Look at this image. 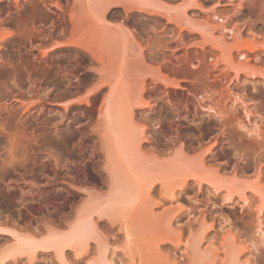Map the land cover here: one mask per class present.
<instances>
[{
    "label": "rangeland",
    "instance_id": "1",
    "mask_svg": "<svg viewBox=\"0 0 264 264\" xmlns=\"http://www.w3.org/2000/svg\"><path fill=\"white\" fill-rule=\"evenodd\" d=\"M100 1L0 0V225L65 231L110 197L117 160L103 114L116 90L133 111L136 165L156 180L149 189L144 181L131 210L141 248L133 260L119 222L95 214L94 243L68 250L67 264H101L99 242L115 264H222L230 252L264 264V0H150L184 14L181 30L123 5L100 17ZM2 234L0 247L12 242ZM190 234L202 240L196 247L193 237L196 252Z\"/></svg>",
    "mask_w": 264,
    "mask_h": 264
},
{
    "label": "bare ground",
    "instance_id": "2",
    "mask_svg": "<svg viewBox=\"0 0 264 264\" xmlns=\"http://www.w3.org/2000/svg\"><path fill=\"white\" fill-rule=\"evenodd\" d=\"M195 1H197V0H194L193 2H195ZM99 3H100L99 5L97 4L98 10L97 9L96 10L97 11H101L102 15H100V17H104V15H109L110 12H111L110 10L112 8H117L120 5H123L122 7L125 8V10L127 11V13H129V11H131V9L133 10V8H135L134 10H137L139 12H145V13H147L150 16L159 15V16L165 18L168 21V23L176 24L180 28V30L182 29V27L184 28V23L183 22L185 21V18L183 17V15H184L183 13H182L183 15H181V16L179 15L180 17L179 16H176L171 11L163 9L162 7L154 4L150 0H124V1L123 0H104V1L101 0ZM111 14H112L111 16H113V17H116V15H118L116 13H111ZM72 18H74V17H72ZM214 18H219V17H217V15H214ZM219 19L223 23V26L222 27L225 30L224 32H229V31L231 32L232 30L227 27V24L229 22V19L228 18H226V19L219 18ZM139 20H141V18ZM186 21H187V19H186ZM75 22H76V20H75ZM121 22H123V20ZM72 23H73V26H74L75 25L74 21ZM73 30H75V29L73 28ZM76 30H77V28H76ZM130 33L133 34V31L131 30ZM74 41L75 40H73V43H74ZM161 41H163V40H161ZM158 43H160V41ZM62 44H64V43H62ZM74 44H72V45H74ZM81 44L79 43L77 45L79 46ZM163 44H164V42H163ZM67 45H69V44L67 43ZM81 46H83L85 49L89 50V52L91 51L92 54L95 55L94 52L92 51V48L91 47H87L88 46L87 44H86V47H85V44L84 45L82 44ZM164 47H165V45H164ZM159 48H162V47H159ZM239 48L241 50H250V51L255 50V47L254 46L249 45L247 43H242ZM247 54L246 53L241 54L240 60L247 59ZM173 56H175V59H176L175 61L176 62H180L181 61L180 58H179V55L178 56L177 55H173ZM187 56H183V57H185L184 59L187 60ZM247 60H249V58ZM183 61H185V60H183ZM182 63H184V62H182ZM192 67H193L192 69H197V66L196 65H193L192 64ZM190 71H191V69H190ZM15 81H13V82H15ZM177 82H175L176 84L175 83L174 84L171 83L170 86H173V87L180 86L179 83L177 84ZM6 84H7V82H6ZM188 91H189L188 93L191 95L192 92L190 90H188ZM202 97H204V96H202ZM198 98L199 99H202L201 98V95ZM198 98H196V99H198ZM197 102H198V100H197ZM105 105L106 106H105V111H104L103 116H104L105 124H106L105 125L106 126V129H105L106 132H105V134L106 135L104 136V138H105L106 142H108L106 144L107 145V151L109 150L108 152H110V154L114 153V157H112V158L109 157L110 156L109 153H108L109 154L108 157H109V160L111 159L110 160V163L112 162V159H113L114 162L117 160L116 163L113 164V166H112V168L110 170V171H112L111 172V175L113 176V180H112V182H113L112 183L113 184L112 187L113 188H112V191H111L112 194L109 195L110 197L108 196L109 198H107L104 201V203L103 202H100V203H103L101 205H98V203L95 205V203H94L93 206L91 205L92 207L91 206H88V207L83 208L84 210L81 209V211H83V213H84L82 215L83 217H80V215H81L80 213H82L80 211L79 216H78L79 219L77 217V219H76L77 221L75 220L76 222L75 223H72L71 227L68 230H65V231H61L60 232V231H56V230L53 229V230H49V232L47 234H45V235L42 234L43 236H41V237H38V236L36 237V236H32V235L21 234L16 229H14V228L13 229H11V228H5V227H2L0 225V233L4 232V234H5V232H6V234H8L10 237H12V242L9 245L5 246L3 249L0 250V264H7L8 263L7 261L9 259H14V258L18 257L19 255H24V254L27 255L28 257H30L32 259L37 254L38 250H41V249L42 250H46L48 252H54L55 253V256L57 257V260L60 262V264H67V262L65 261V253L68 250L69 251L70 250L74 251L76 253V255H81L85 251V249L90 245V241L93 240V239L95 240V238H94V233L96 232V222H95V219H94L95 218L94 217L95 214H97V217H105V218L109 219L110 221L112 219V222L114 220H116L115 222H119V224L121 225V226L119 225L120 228L122 227L123 230H124L122 232L123 233H126V236L125 235L124 236L126 237L125 239H128V243L125 241L127 245H124V246H126V248H129L130 249L131 258L132 257L134 258V254L135 253L133 254V252H134L135 248L136 249L138 248L135 252H137L139 250V248H141V247H138L137 246V245H139L141 243V241H140L139 244H136V246L134 248V244H135V242H137L136 240H138V238L140 237V236L138 237V234L141 235L139 232H137V229H138V231H141V233H142V230L143 229L140 230V228H138L140 226H139L138 222H136L135 219L132 218L133 211H131V210H134L133 207H135L134 205L137 203L138 196H140V193L142 192L141 190H143L141 188L144 186V181H147V184L146 185L148 187L146 186V188L149 189L151 186H153V184L155 183L156 180H155V178L149 179L148 177L144 176L143 173L140 172V168L136 165V162H135V160L133 158V154L131 153V141H132V139L128 138V136H127V125L129 124L130 119H131V114L133 113L132 108L129 105H126V103H124L122 97L116 93V90L113 91V92H111L110 95L107 97L106 104ZM12 114H14V113H12ZM249 114H247V115L249 116ZM13 119H14V117H13ZM1 120H2V118H1ZM8 120H9V118H8ZM2 122H3V125H4V121H2ZM9 125H11V124L9 123ZM0 127H2V126H0ZM243 128H247V125L246 124L243 125ZM2 129L0 128V130H2ZM249 129L251 131L252 128L250 127ZM8 131H10V129ZM8 136H9V134L7 135V137ZM15 136L16 135H13V139H16ZM132 143H133V141H132ZM4 147H5V145L3 146V148ZM111 150L113 151L112 153H111ZM8 152H11V151H8ZM111 156H113V154ZM12 161L13 160H11V162ZM2 166H3V163H2ZM6 166H7V164H6ZM122 166H123V168H122ZM120 167L124 170L123 172H125V176H124L123 172L122 173H119L120 172V170H119ZM188 175H187V173L184 174L183 175L184 176V179H187L186 176H188ZM147 179H149V180H147ZM182 180H183V178H182ZM259 192L260 191H258V193ZM227 199H230V200L232 199V192H231V194L229 192V195H228ZM243 201H245V204L249 203L248 199L246 197H244V195H243ZM131 212H132V214H131ZM132 219H133V221L136 222V224H138V226L134 224L135 222L134 223L132 222ZM204 221H205V219H204ZM136 227H137V229H136ZM174 230H176V229H174ZM224 230H225V228H224ZM174 233H175V231H174ZM174 233H171V234H174ZM256 233L259 236H261L260 238H263L264 237V227L263 226H258ZM171 234L169 233V236ZM190 236H191V234H190ZM174 237L176 238L177 236L170 237V241H171V238L173 239ZM193 237L190 238V239H188V241L186 242V247H188V246L190 247L192 244H195L194 243L195 241L194 242L192 241L193 240ZM195 237H198V236H195ZM164 238L166 239L167 236L164 237ZM180 238H179V242L181 240ZM197 240L198 241H202V240H200V236H199L198 239H196V247L198 245V243H197L198 241ZM159 241L157 243H159ZM177 241L178 240H176V242ZM138 242H139V240H138ZM98 245H99V248H98L99 249L98 250L99 251V254L98 255H99V259H100L101 264H115L114 261H112V259H109L107 257L108 247H106V245L100 244V242L98 243ZM192 246H194V245H192ZM199 246H201V245H199ZM248 247H251V245L250 246L248 245ZM248 247H246L245 250H248ZM253 247H254V250H255L256 245L252 242V249H253ZM155 248L156 249H154V250L157 253V249L159 248V246L158 247H155ZM191 248L192 247H190V250H191ZM193 248H192V250H193ZM199 248H196V249L198 250ZM196 249H194L195 252H196ZM185 251H188V253L187 252L186 253L187 254H190L188 248ZM193 251H191V252L193 253ZM251 251L250 250L247 251L248 254H252ZM127 252H129V251H127ZM145 252H144V254H145ZM138 253L139 252H137L136 255ZM197 254L200 255V252L199 253L197 252ZM235 254L236 255H234L231 252H230V254L228 253L226 259L224 258V261L225 260H227V261L223 262L222 264H240V263L241 264H244L242 262H238L237 253H235ZM155 255L156 254H154V257H157ZM250 256H252V255H249V257ZM197 257H201V255L200 256H197ZM249 257H248V259H250ZM135 258H136V256H135ZM135 258L133 260H135ZM193 258H194L195 261L194 260H192V261L197 262L196 261V258L194 256H193ZM198 259H200V258H198ZM202 260H204V256L201 257V261L199 260L198 262L200 263V262H202ZM204 261L202 262V264L205 263ZM251 261L252 260H250V262ZM147 262L149 263V261H147ZM194 262H192V263H194ZM146 263H143V264H146ZM137 264H138V262H137ZM196 264H198V263H196ZM206 264H207V262H206Z\"/></svg>",
    "mask_w": 264,
    "mask_h": 264
},
{
    "label": "crops",
    "instance_id": "3",
    "mask_svg": "<svg viewBox=\"0 0 264 264\" xmlns=\"http://www.w3.org/2000/svg\"><path fill=\"white\" fill-rule=\"evenodd\" d=\"M172 159H170L169 161H172ZM101 218H104V217H101ZM1 226L7 227V228H14L23 234L34 235L36 237L37 236L41 237V236L46 234L45 231H42V233H35V231L33 229H31L27 226H15L13 224L12 225L11 224H2ZM2 235L8 236L6 233L4 234V232ZM90 242L94 243L93 241H90ZM6 245H9V243L3 245L2 247H0V249ZM92 246L95 247L94 245H92ZM67 254H69V251H67V253H66V260H68ZM78 257H80V256H78ZM7 262H8L7 264H59L54 253L48 252V251L42 250V249L38 250L37 254L32 259L24 254V255H19L18 257L14 258V259H9Z\"/></svg>",
    "mask_w": 264,
    "mask_h": 264
}]
</instances>
